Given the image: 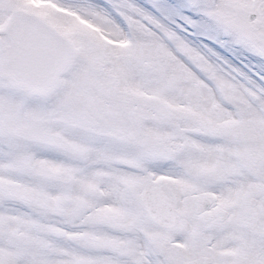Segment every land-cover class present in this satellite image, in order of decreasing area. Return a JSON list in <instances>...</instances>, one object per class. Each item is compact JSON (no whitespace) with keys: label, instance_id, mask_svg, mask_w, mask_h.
<instances>
[{"label":"snow or ice","instance_id":"1","mask_svg":"<svg viewBox=\"0 0 264 264\" xmlns=\"http://www.w3.org/2000/svg\"><path fill=\"white\" fill-rule=\"evenodd\" d=\"M0 264H264V0H0Z\"/></svg>","mask_w":264,"mask_h":264}]
</instances>
